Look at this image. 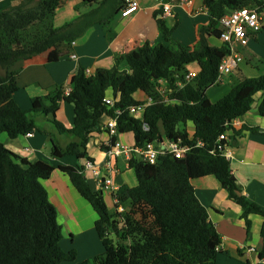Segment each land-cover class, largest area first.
Returning <instances> with one entry per match:
<instances>
[{"label":"trees","instance_id":"16d2710c","mask_svg":"<svg viewBox=\"0 0 264 264\" xmlns=\"http://www.w3.org/2000/svg\"><path fill=\"white\" fill-rule=\"evenodd\" d=\"M60 1L18 0L0 9V264H64L74 262L78 253L63 249L58 212L42 184L56 167L44 160L32 162L22 157L4 144L2 135L16 139L37 131L50 137L53 157L75 155L82 160L90 157L87 145L91 135L105 131L103 119L116 117L117 109L124 110L118 118L119 131L133 132L136 146L162 140L164 135L181 139L190 150L181 158L160 155L154 165L133 154L129 165L135 169L138 183L134 187L123 185L118 192L127 208L122 226L117 215L110 212L103 192L91 187L81 165L58 166L98 214L96 229L104 251L79 264H216L222 239L196 196L192 180L215 176L229 198L242 207L248 231L249 215L264 217V208L242 193L229 159L218 150V139L223 133L231 131L232 138L244 131L264 133L258 126L246 124L237 129L232 125L233 120L251 110L255 94L264 93V73L245 78L227 95L212 102L207 90L218 81V66L230 49L226 43L212 44L210 39L221 40L220 20L226 13L254 7L262 1L204 0L210 20L200 26L194 47L173 38L177 21L169 27L164 17H157L164 40H173L175 49L165 43L146 41L116 57L111 69L87 74L84 67L78 66L70 92L67 93L68 85H56L45 95L34 97L31 109L25 111L14 98L18 89L14 65L42 53L48 54L50 63L59 61L61 52L94 25L103 26L111 39V23L127 4L126 0H84L90 6L88 11L56 27L53 12ZM162 1L179 4L183 0ZM163 4L156 16L164 15ZM122 62L128 68L120 69ZM194 62L201 68L198 76L178 86L177 82L184 80L186 66ZM160 79L169 88L171 102L159 99L156 84ZM109 91L114 97L119 96L113 106L104 100ZM138 91L155 100L142 118L127 110L144 103L134 96ZM63 102L74 106L72 127L68 129L56 119L50 121L59 134L73 135L74 139L64 146L55 139L54 132L39 126L34 119L35 115L53 114ZM259 111L264 116V101ZM188 122L194 125L193 136L187 129ZM261 237L263 254L264 222Z\"/></svg>","mask_w":264,"mask_h":264},{"label":"crops","instance_id":"0c3cea01","mask_svg":"<svg viewBox=\"0 0 264 264\" xmlns=\"http://www.w3.org/2000/svg\"><path fill=\"white\" fill-rule=\"evenodd\" d=\"M137 1L139 4L137 11L127 16H124L121 11L114 18L111 23V39H108L103 26L94 25L84 35L73 41L68 49L63 50L57 62L50 63L48 54L42 53L30 60H22L15 64L13 69L18 71L16 78L18 89L14 93V98L20 107L29 111L34 97L45 95L48 89L56 85L66 84L71 88L74 72L78 66L84 67L86 71H90V74L98 70L111 69L116 57L146 41L152 44L165 43L166 46L175 49L173 40L168 42L164 40L157 24V17H164L169 27H173L177 21L178 25L173 31V38L189 47L197 44L200 26L208 24L210 20V13L204 0H183L179 4L167 2L170 4V10L165 11L164 15L157 16L155 13L165 2L162 0ZM17 2L18 0H0V9ZM89 9L90 6L85 5L84 0H61L53 12L54 25L59 27ZM218 41V44L223 43L220 39ZM237 50L242 55V61L231 73L235 75L236 81L233 77L228 80L222 78L212 85L207 90V96L212 102L227 95L245 78L260 75L256 74L255 64L259 63L264 68V30L252 36L247 46H238ZM72 54H76L77 57L72 58ZM126 68L128 66L122 62L120 69ZM186 69L199 72L201 68L199 63L194 62L187 65ZM260 72L263 71L260 70ZM111 94L112 92L109 91L108 95ZM134 96L143 102L149 97L142 91L136 92ZM263 101L264 93L257 92L251 110L237 119L239 122L237 129L247 124L258 126L264 132V116L259 111ZM73 117V104L63 102L53 114L35 115L34 119L39 126L54 132L55 139L64 146L73 137L59 134L50 119L58 120L69 129L73 125ZM103 120L105 122L107 118ZM187 129L193 136L192 122L187 123ZM232 134L231 131L227 132V139L224 142L231 170L242 188V193L264 208V133L244 131L236 138H232ZM119 139L128 146H135L137 142L133 132H121ZM2 141L8 148L32 162L44 160L56 167L50 178L42 180V184L58 212V220L63 230L61 241L63 249L65 251L75 249L78 252L76 260L70 264H79L103 253V243L96 229L98 214L77 191L69 176L58 169L61 164L83 166L88 157L82 160H78L75 155L53 157L50 137L37 131L32 132L31 136L26 134L16 139L2 135ZM109 143L110 136L107 131L93 133L87 145L89 158L97 163L104 162L106 151L103 147L109 146ZM116 164L120 172L115 175V184L120 188L123 185L136 186L138 183L136 172L130 167L127 157H119L116 159ZM85 176L91 187L97 190L91 173L88 171ZM192 183L196 196L208 210L210 220L222 239L216 264H264L261 237L264 217L258 214L249 215L251 228L248 231L246 221L242 217V207L229 198L228 191L215 176L193 179ZM103 195L110 212L115 213L116 204L112 194L103 192Z\"/></svg>","mask_w":264,"mask_h":264},{"label":"built area","instance_id":"2783aa9c","mask_svg":"<svg viewBox=\"0 0 264 264\" xmlns=\"http://www.w3.org/2000/svg\"><path fill=\"white\" fill-rule=\"evenodd\" d=\"M262 4H258L254 7H240L226 13L220 20L222 27L221 40L229 46V53L226 54L221 60L218 66L219 79H222L225 75L231 74L235 71L240 62L242 61V55L237 50L238 46H247L250 39L254 34H258L264 30V0ZM127 4L122 10V14L127 16L134 13L139 9L137 0H126ZM164 10H170V4L164 3ZM72 58H76V54L71 55ZM90 74V71H86ZM199 72L189 70L185 73L184 80L177 82L178 86H184L186 83L191 82L198 76ZM156 89L159 93V99L164 102H171L172 100L168 97L169 88L163 79L157 81ZM71 91V88L67 89V93ZM119 99V96L114 97L113 94L105 97V102L109 106H113ZM154 98L149 96L147 100L137 106L127 107L128 112L132 116L143 114L145 109L154 102ZM124 110L117 109L116 117L108 118L104 122V130L108 132L110 136V148L106 151V160L102 163H97L86 158L85 163L81 167L82 172L91 173L96 188L101 192H108L112 194L113 200L116 204L115 214L117 220L120 222V226L124 224L123 213L127 211V208L121 203L118 192L120 187L115 184L114 178L120 172V168L116 164V159L122 156H126L130 160L133 154L141 156L143 161L150 164H156L160 155L171 154L176 158L184 157L185 154L190 150V146L184 144L181 139L174 140L167 137H163L162 140L148 142L145 146H128L122 143L119 139L120 131L118 128V118ZM239 124L238 120L232 121L233 126ZM147 128V126H146ZM27 135L31 136L29 132ZM115 138V139H114ZM113 142L111 143V140ZM227 139V132L219 136L218 139V150L223 155L227 156L224 142Z\"/></svg>","mask_w":264,"mask_h":264},{"label":"rangeland","instance_id":"374dc122","mask_svg":"<svg viewBox=\"0 0 264 264\" xmlns=\"http://www.w3.org/2000/svg\"><path fill=\"white\" fill-rule=\"evenodd\" d=\"M210 42L212 43V44H218L219 43V41H218V39H216V38H214V37H211V39H210ZM246 64V63H245ZM255 70L257 71V73L256 74H263L264 73V68H262L261 66H260V64L259 63H256L255 64ZM260 70L261 71H263V72H260ZM230 77H233L234 79H235V81H236V78H235V75L234 74H228V75H225L224 77H223V79L224 80H228ZM42 116H44V114H41ZM136 117L137 118H142L143 117V115L142 114H138V115H136ZM54 127H56L55 125H54ZM65 135H67V136H72L73 137V135H71V134H65ZM71 137V138H72ZM74 139V138H73ZM73 139H71L70 141H72ZM77 251V250H76ZM77 255H78V253H77ZM70 263H72V262H65L64 264H70Z\"/></svg>","mask_w":264,"mask_h":264}]
</instances>
